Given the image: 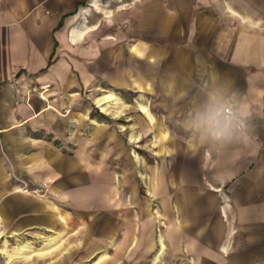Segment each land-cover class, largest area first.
Returning a JSON list of instances; mask_svg holds the SVG:
<instances>
[{"label": "crops", "instance_id": "crops-1", "mask_svg": "<svg viewBox=\"0 0 264 264\" xmlns=\"http://www.w3.org/2000/svg\"><path fill=\"white\" fill-rule=\"evenodd\" d=\"M125 1L0 0L1 217L58 239L82 215L98 263L264 264V0ZM113 89L132 125L93 109Z\"/></svg>", "mask_w": 264, "mask_h": 264}, {"label": "rangeland", "instance_id": "rangeland-1", "mask_svg": "<svg viewBox=\"0 0 264 264\" xmlns=\"http://www.w3.org/2000/svg\"><path fill=\"white\" fill-rule=\"evenodd\" d=\"M114 1H117L119 5L128 3L125 0ZM105 92H111V99L105 101V98H103L100 104L98 102L96 104L92 103L93 109L98 112L100 110L106 111L108 113L106 120H110L109 117H112L118 126L125 124L127 121H130V125H132L133 115L137 113L138 109L136 95H127L123 91L113 89L112 91H99L95 96L102 98L105 96L103 94ZM97 97H92L91 100L96 101ZM115 101L116 103H114ZM143 111H146V108ZM97 116L101 118L103 115L101 117L100 115ZM102 118L104 119V117ZM152 141V135L145 134L143 139L141 137L139 143L134 146L136 148V156H146L151 151L149 147H151ZM4 153L2 152V154ZM6 178L11 191L50 196V185L46 181L30 182L12 168L7 170ZM50 198L58 202L59 207L68 208L62 201H57L51 196ZM72 215L74 222H68L70 223L69 226L64 228L58 239L46 245L39 238V236H47L49 234V231L47 233L43 230L45 226L25 227L17 231L20 234L18 236V234L12 233L14 224H7L0 215V264H115L112 263L111 258L102 260L99 263L95 262L96 254L99 250L105 249V252L108 253L113 251L114 246L110 245L106 248L104 245H98L97 242L99 240L104 241V237L100 235L99 231L90 230L89 220L82 215L75 213H72ZM21 232L23 233L21 234ZM17 238L30 241V252L24 251L20 253L17 251ZM95 244H97V248L94 250Z\"/></svg>", "mask_w": 264, "mask_h": 264}, {"label": "bare ground", "instance_id": "bare-ground-1", "mask_svg": "<svg viewBox=\"0 0 264 264\" xmlns=\"http://www.w3.org/2000/svg\"><path fill=\"white\" fill-rule=\"evenodd\" d=\"M106 96H103L102 98H98L97 102L100 104L102 103L101 101L103 100V98H105ZM145 108L142 107V110H144ZM59 235L58 232L54 231V230H50L49 234L47 236H39V238L42 239V241L44 242V244H48L51 241L55 240L56 237ZM17 251H19L20 253L24 252V251H29L30 252V248H31V244L29 240H20V238H17ZM25 254V253H24Z\"/></svg>", "mask_w": 264, "mask_h": 264}, {"label": "built area", "instance_id": "built-area-1", "mask_svg": "<svg viewBox=\"0 0 264 264\" xmlns=\"http://www.w3.org/2000/svg\"><path fill=\"white\" fill-rule=\"evenodd\" d=\"M222 112L224 116L229 119L230 125L239 130L242 129L245 125L243 119L238 115V113L235 111L232 105H225L222 108Z\"/></svg>", "mask_w": 264, "mask_h": 264}, {"label": "clouds", "instance_id": "clouds-1", "mask_svg": "<svg viewBox=\"0 0 264 264\" xmlns=\"http://www.w3.org/2000/svg\"><path fill=\"white\" fill-rule=\"evenodd\" d=\"M230 130L227 127H221V128H217L216 130H214L212 132V135L216 138V139H222V138H227L230 135Z\"/></svg>", "mask_w": 264, "mask_h": 264}]
</instances>
